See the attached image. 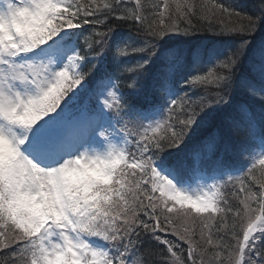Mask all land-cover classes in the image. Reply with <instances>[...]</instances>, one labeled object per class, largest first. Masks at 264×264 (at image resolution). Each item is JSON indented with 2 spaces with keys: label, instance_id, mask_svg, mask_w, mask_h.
I'll use <instances>...</instances> for the list:
<instances>
[{
  "label": "snow or ice",
  "instance_id": "snow-or-ice-1",
  "mask_svg": "<svg viewBox=\"0 0 264 264\" xmlns=\"http://www.w3.org/2000/svg\"><path fill=\"white\" fill-rule=\"evenodd\" d=\"M256 7L0 0V264H264ZM193 17L226 39L171 44ZM240 132L244 163L203 175Z\"/></svg>",
  "mask_w": 264,
  "mask_h": 264
},
{
  "label": "trees",
  "instance_id": "trees-1",
  "mask_svg": "<svg viewBox=\"0 0 264 264\" xmlns=\"http://www.w3.org/2000/svg\"><path fill=\"white\" fill-rule=\"evenodd\" d=\"M241 1H243V0H241ZM219 2H221V1L219 0ZM221 3H223V2H221ZM224 4H227V3H224ZM234 7H235L236 11H239L236 6H234ZM256 9H257V7H256ZM243 15L254 17L253 15H250V14H243ZM258 16H259V12H258V15L256 17H258ZM256 17H254V18H256ZM192 23H193V25H195V29L196 30L193 32V34L190 37L178 36V37L175 38V40L171 41L170 43L173 44V45H175L177 43H182L183 46L192 48V47L199 46L200 42H203V41H208L209 40L211 42H217V40L222 41L223 39H225L224 37H219L214 32L209 31L208 30L209 26H208V23L206 21L198 20L197 18L193 17L192 18ZM184 26L187 27L188 25L185 24ZM262 33H264V29L259 30L256 33V37L255 38L260 37V35ZM85 34L87 35V33H85ZM215 39H217V40H215ZM212 47H213L212 45H208V46H206L205 49H209V48H212ZM124 91L126 92L127 89H124ZM192 92L193 91L190 90L189 94H191ZM141 97H145V96H141ZM147 98H149L151 100H154V97H151V96H149ZM132 99L133 98H131V100ZM230 141H231V145L233 147H238L239 145L245 143L246 135H245L244 132H240V133L234 134L231 137Z\"/></svg>",
  "mask_w": 264,
  "mask_h": 264
},
{
  "label": "rangeland",
  "instance_id": "rangeland-1",
  "mask_svg": "<svg viewBox=\"0 0 264 264\" xmlns=\"http://www.w3.org/2000/svg\"><path fill=\"white\" fill-rule=\"evenodd\" d=\"M235 3H237L238 2V0H236V1H234ZM252 6H254L253 8H255V6H256V2L255 3H252ZM93 102H94V100H93ZM85 105V104H84ZM174 237V236H173ZM176 238V237H175ZM180 242H182V241H180ZM183 243V242H182Z\"/></svg>",
  "mask_w": 264,
  "mask_h": 264
}]
</instances>
